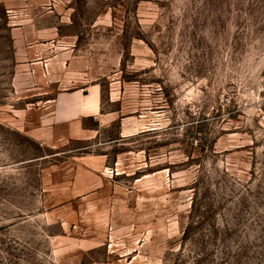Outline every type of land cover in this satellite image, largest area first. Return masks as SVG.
Segmentation results:
<instances>
[{
    "label": "rangeland",
    "instance_id": "374dc122",
    "mask_svg": "<svg viewBox=\"0 0 264 264\" xmlns=\"http://www.w3.org/2000/svg\"><path fill=\"white\" fill-rule=\"evenodd\" d=\"M0 264H264V0H0Z\"/></svg>",
    "mask_w": 264,
    "mask_h": 264
},
{
    "label": "crops",
    "instance_id": "0c3cea01",
    "mask_svg": "<svg viewBox=\"0 0 264 264\" xmlns=\"http://www.w3.org/2000/svg\"><path fill=\"white\" fill-rule=\"evenodd\" d=\"M67 62L69 63V67L67 68V66L64 65L63 69L66 72L70 70L73 71V61L67 59L66 63ZM42 69L48 73V67H46V65H44ZM69 74L71 75V72H69ZM69 79V83L72 85L73 79L71 76ZM95 86L96 85L92 86L91 90L90 88H81L75 85L60 90L53 101V122L61 126L74 124L75 129H79L83 132L87 129L83 128L82 121L84 118L90 117L93 118L99 126L102 122L100 118L103 114L99 107V96H97L98 93Z\"/></svg>",
    "mask_w": 264,
    "mask_h": 264
},
{
    "label": "trees",
    "instance_id": "16d2710c",
    "mask_svg": "<svg viewBox=\"0 0 264 264\" xmlns=\"http://www.w3.org/2000/svg\"><path fill=\"white\" fill-rule=\"evenodd\" d=\"M98 125V124H97ZM197 184H198V181H195L194 183H193V185L195 186V187H193V192H194V198H195V192H196V190H197ZM194 198H192V200H194ZM194 202L192 201V208L194 207ZM193 211V210H192ZM193 221L191 220V218H190V222H189V224H188V226L185 228V230H184V233H183V236H182V241L183 242H185V241H187L188 240V237H189V235H190V233H191V231H192V229H193ZM206 251L207 250V248H205V247H202V251ZM179 251H181V249H179Z\"/></svg>",
    "mask_w": 264,
    "mask_h": 264
}]
</instances>
